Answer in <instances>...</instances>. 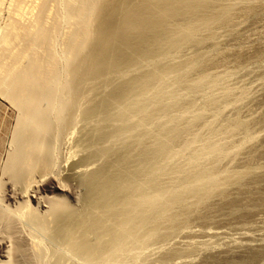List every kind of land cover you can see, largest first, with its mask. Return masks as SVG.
Instances as JSON below:
<instances>
[{"label": "bare ground", "instance_id": "6f19581e", "mask_svg": "<svg viewBox=\"0 0 264 264\" xmlns=\"http://www.w3.org/2000/svg\"><path fill=\"white\" fill-rule=\"evenodd\" d=\"M262 14L264 0H0V95L17 112L0 183V264H126L173 244L201 206L198 219L263 208L264 175L251 165L264 156V141L252 142L264 99L252 116L238 106L247 89L223 84L262 67ZM182 54L177 68L155 65ZM151 63L135 89L109 91L113 77ZM220 85L236 93L222 100ZM78 127L87 132L61 172L56 144ZM233 162L241 175L227 172ZM251 211L236 216L247 223ZM236 244L203 264H264V244ZM182 251L144 261L195 264Z\"/></svg>", "mask_w": 264, "mask_h": 264}, {"label": "rangeland", "instance_id": "374dc122", "mask_svg": "<svg viewBox=\"0 0 264 264\" xmlns=\"http://www.w3.org/2000/svg\"><path fill=\"white\" fill-rule=\"evenodd\" d=\"M121 1H124V0H121ZM257 6H258V4H257ZM262 16L264 17V14H262ZM254 18H251V17H249V18H243L240 22H239V25H237L238 26V28L236 29V32H238L239 31V29L241 30L242 28H247V27H249L250 26V24H251V22H253L254 20H253ZM263 30H264V28H263ZM262 31V30H261ZM240 32V31H239ZM238 32V33H239ZM264 32V31H263ZM262 32V33H263ZM221 35L223 34V32L222 33H220ZM224 34H227V35H225V39L227 40L228 39V35H229V37H230V34H228V33H224ZM256 42V41H255ZM252 45V44H251ZM256 45V46H255ZM254 47L256 48L257 47V44L255 43L254 44ZM193 50V51H192ZM192 51V52H191ZM191 51H190V53H188L189 55H191V53L192 54H194L195 53V51H194V49H191ZM185 57H187V55L186 54H182V55H180V59H177L176 57L175 58H167V59H170L169 61L168 60H165V61H163L161 64L159 63L158 65H157V63H155V65L156 66H158V68L160 69V70H164V69H169L170 68V66H171V68H177L179 65H181L182 64V62L184 63V61H181V59L182 58H185ZM181 62V63H180ZM154 66V64H150V66L148 67V68H146V69H148V70H146V69H144V70H142L141 71V73L140 72H138L139 70H137V72H131V73H129L130 75L126 78V79H124V80H117L118 78L117 77H113L114 79V81L112 82V85L110 86V90L109 91H111V89L114 91V92H116L115 91V89L117 88V90L120 92V90H121V92H123V91H125V90H127V87L128 88H131V87H133L134 89L137 87L136 86V84L134 83L135 81L134 80H136V77L137 78H139L141 75H145V74H143V73H148L149 72V69L150 68H152V67ZM255 66V65H254ZM253 66V70H249V69H252V66H251V68L249 67V69H247L246 71L244 70H242L239 74H240V76H238V75H236V76H238L237 77V79H241L242 77H244V80L242 81H238L236 78H232V80L230 81H225L223 84H225V83H227V84H230L231 86H232V84H235V86H236V88H238V90H236V92L237 91H239L241 88H246L247 89V95L245 96V100H244V98H243V103L241 102V103H239L240 105H238L239 106V108H241V107H244V106H246L247 105V103H248V105L247 106H251L252 107V112H251V115L252 116H258V115H260V113H261V106L259 105V104H257L256 102L258 101V103L262 100V99H264V87L262 88L261 86H260V84H262V82H264V81H254V83L255 84H257V86L255 85V84H253V85H255V86H253L252 85V82L253 81H249V80H251V79H253V77H259V76H261V75H259L260 73L262 74V73H264V70L262 71V69H264L263 67H264V63L262 64V67L260 68L258 65H256L257 66V69H256V66L254 67ZM259 67V68H258ZM153 69V68H152ZM256 70V71H255ZM148 71V72H147ZM248 71V72H247ZM259 71V72H258ZM260 71H262V72H260ZM246 72L248 73L247 75H246ZM250 72V73H249ZM251 72H253V73H251ZM254 72H256V73H254ZM137 73V74H136ZM140 76H139V75ZM245 74V75H244ZM254 74V75H253ZM251 75H253V76H251ZM259 75V76H258ZM130 76H131V78H130ZM249 76V77H248ZM241 77V78H240ZM248 79H247V78ZM245 78H246V80H248V81H246L245 80ZM251 78V79H250ZM134 79V80H133ZM243 79V78H242ZM259 79V78H258ZM127 82H126V81ZM237 80V81H236ZM260 80V79H259ZM117 82H121V84L119 85V84H117ZM171 81H168V80H166V81H164L163 83H162V85H164V84H168V83H170ZM249 82V83H248ZM259 82V83H258ZM115 83H116V85H117V87L116 88H113V87H115L116 85H115ZM124 83H126V84H124ZM159 85V87H160V84H158ZM246 85H247V87H246ZM127 86V87H126ZM223 86V85H222ZM227 86V85H226ZM118 87H120V88H118ZM124 87V88H123ZM221 87V85L218 87V89ZM233 87V86H232ZM260 87V88H259ZM125 89V90H124ZM263 89V90H262ZM260 90H262V91H260ZM134 90H130L129 89V91L127 92V94H129V95H131L132 94V92H133ZM234 91V92H233ZM233 91H232V89L231 88H229L228 86L227 87H224L223 89H219V90H216V93L218 94V93H220V95L222 96V100H226V96L227 95H229V94H231V93H236L235 92V90L233 89ZM108 93V92H107ZM113 93V92H112ZM103 95H105V93H103ZM193 96H195V94H193ZM102 97V95H100V97L99 98H101ZM188 97V96H187ZM250 97H251V99H250ZM189 98V97H188ZM249 99H250V101H249ZM100 100V99H99ZM256 100V101H255ZM242 101V100H241ZM247 101V102H246ZM253 102V103H252ZM245 104V105H244ZM250 104V105H249ZM259 105V106H258ZM85 107V106H84ZM245 108V107H244ZM235 109V107L232 105V106H227L226 107V109H222V112H223V114H227L228 112H230L231 110L233 111ZM243 117V116H242ZM17 112H16V110L15 109H13V107H12V105L4 98V97H2L1 95H0V183H1V179H2V170L4 169V167H5V165H6V162L8 161V154L10 153V151H11V148H12V146H13V136H14V130H15V126H16V122H17ZM81 127V126H80ZM80 127H78L76 130H78V131H75L73 134H70L71 135V138H70V136L69 135H67V137L66 136H64V141L62 140V139H59L60 140V142L58 141L57 142V144H56V147H55V150H54V152H55V155H57V154H59V155H57L56 156V158L57 157H59V158H57L56 159V161H57V163H56V168H57V166H58V169L57 170H62L61 172H64V169H65V167H66V169L67 168H69V166L70 165H72V163H73V160L72 159H69V152L71 151H69V149L70 148H72V145L74 146V144L78 141V139H79V136L80 137H82V136H84V134L87 132V129L85 130L84 128H82V129H84L85 131H83ZM83 127V126H82ZM80 129L84 132V133H82V131H80ZM80 131V132H79ZM78 135H77V134ZM69 136V137H68ZM74 136V137H73ZM73 137V138H72ZM76 137H78V138H76ZM70 138V139H69ZM263 138H264V130L263 131H260L259 130V132H257V134H254V136H253V140H252V142L254 141V143L256 142V145H260V143L262 144V141H264L263 140ZM68 139V140H67ZM76 141H75V140ZM262 139V140H261ZM63 142H62V141ZM12 141V142H11ZM68 142V143H67ZM69 142L71 143V144H69ZM74 142V143H73ZM65 143V144H64ZM253 143V144H254ZM259 143V144H258ZM243 144H245L244 142H243ZM70 148H69V147ZM69 148V149H68ZM66 152H68L67 154H66ZM68 155V156H67ZM62 157V158H61ZM63 157H64V159L65 160H63L64 161V163H63V161L62 160H60V159H63ZM7 159V160H6ZM67 159V160H66ZM72 160V161H71ZM238 160V159H237ZM236 160V161H237ZM62 161V162H61ZM65 161H66V163H65ZM70 161V162H69ZM68 162V163H67ZM237 163H235V162H233L232 164H230V165H228L227 167H226V169H227V172H231V173H235V174H237L238 175V173H239V175H241L242 174V170L240 169L239 170V168H237L236 165ZM67 165V166H66ZM69 165V166H68ZM233 165H236V166H234V168L236 167V169H234L232 166ZM254 169V171H252L251 173H253L254 172V174L253 175H257L258 176V174L259 175H264V156L262 157V159L260 160H257V162H255L254 164H253V166L251 165V169ZM65 169V170H66ZM252 169V170H253ZM240 171H241V173H240ZM238 175V176H239ZM238 176H236V177H238ZM247 181V180H246ZM244 183H245V181H244ZM252 185V184H251ZM255 186V185H254ZM253 186V187H254ZM261 188V187H260ZM218 201H219V199H217V200H215V199H213V201L212 202H216V203H218ZM250 206H252V207H250ZM249 207H247V209L245 210H242L243 208H241L240 210H238V211H235V213L234 212H232V213H230V212H228V211H225V212H221L220 214L218 213V215H221V216H219V217H217L216 218V215L215 216H212L211 218H207V217H205V218H203V219H205L204 221H205V223H204V221H203V219H201V218H197V216H196V214H199V210H202L201 208H203L202 206L200 207V209L198 210V213L196 212V213H192V215L190 214V217L191 218H187V226L189 225V223H191V225H189V226H191L190 228H188V229H183L182 231H181V233H180V235H179V237L177 238V240L173 243V244H171V245H167V247H165V248H162V249H159L158 250V253L156 254V253H154V255L153 256H149V254H147V253H143L142 255H140V257H136V258H134L133 260H131V261H129L128 263H126V264H142V263H148V260H146V261H144L148 256H149V258H151V261H157L160 257H161V255H166V254H170V250L172 249V252H171V254H170V256H179V255H181V254H179L181 251H182V249L184 248H186L188 245H186V246H184L185 244H186V242L187 241H189V240H192V238H190V237H193V239H194V241L192 242L193 244L192 245H194V247L196 248H198V250L196 251V253L195 252H193V250L192 249H188V248H190V247H193V246H189V247H187V249L189 250H183L182 251V253H183V255H189V256H191L192 254V259H193V261H194V263L195 264H203L205 261V259L207 260L208 258H210V257H213L214 255H215V253L217 252V250H219L220 249V251L221 250H224L225 248L227 249L228 248V246H231L232 244L234 245V244H236V243H239V245L240 244H245V243H247L248 245H250V246H253L252 244H254L255 246H257L258 244L259 245H263L264 244V207L263 208H261L260 206L258 207H256V206H254V205H250ZM204 207H207V208H203V210L201 211L202 213H207V211H208V204H207V206L205 205ZM254 208V209H253ZM262 210H261V209ZM205 209V210H204ZM252 210L251 212H249L251 215V217L252 218H254V220H250V219H252L250 216L247 218V223H248V225H247V223H246V219L244 220V219H241L243 216L241 215V214H243L244 213V211L247 213L249 210ZM256 209H258V210H256ZM254 210V211H253ZM204 211V212H203ZM241 212V213H240ZM202 213H200V214H202ZM230 213V214H229ZM261 213V214H260ZM199 214V215H200ZM234 214H235V216H234ZM241 215V218H240V216L237 218V216L238 215ZM256 215V214H260V219H255V217H254V215ZM194 215V216H193ZM237 215V216H236ZM225 216H227V217H225ZM229 216V217H228ZM233 216V217H232ZM194 217H195V219H197V220H195L194 219ZM214 217V218H213ZM228 218V219H227ZM194 219V220H193ZM202 220V221H201ZM229 220V221H228ZM240 220H241V222H240ZM257 220V221H256ZM197 221H199L198 223H197ZM201 221V222H200ZM242 221H244V222H242ZM250 221V222H249ZM251 221H253V222H251ZM228 222V223H227ZM239 223V224H238ZM241 223H245V224H241ZM250 223V224H249ZM204 224H206L205 226H204ZM208 224V225H207ZM246 225V226H245ZM222 226H224V227H222ZM176 228V227H175ZM169 232H171L172 233V231H169ZM209 233V235L210 236H213L212 238H210V237H208L209 239H210V241H211V243L212 244H210V242H209V240H208V238H206V239H204L203 240V238L204 237H201L203 234H208ZM173 234V233H172ZM216 235V236H215ZM196 236V237H195ZM199 236V237H198ZM202 239H201V238ZM214 239V240H213ZM200 241V243H198ZM203 243H202V242ZM204 241H205V243H207L206 245H204ZM207 241V242H206ZM213 241V242H212ZM214 242H215V246H214ZM217 242V243H216ZM242 242V243H241ZM197 243H198V245H197ZM202 243V244H201ZM208 243L210 244V245H208ZM196 244V245H195ZM199 244H201V245H204V246H206V248H204L203 249V247L204 246H201V245H199ZM219 246H218V245ZM257 244V245H256ZM237 245V244H236ZM223 246H225V247H223ZM194 247H193V249H194ZM200 247V248H199ZM210 247H213V249L212 248H210ZM215 247V248H214ZM175 248H177V249H175ZM196 248V249H197ZM202 248V249H201ZM211 250H210V249ZM218 248V249H217ZM181 251H180V250ZM195 249V250H196ZM199 249H201L202 251H200ZM179 251L178 253L177 252H175V251ZM194 250V251H195ZM207 250H209V251H207ZM214 250H216V251H214ZM188 251V252H187ZM211 251V252H210ZM157 252V251H156ZM185 252H187V253H185ZM190 252H192V254L190 253ZM190 253V254H189ZM145 254V255H144ZM155 254H156V256H155ZM198 254V255H197ZM147 255V256H146ZM203 257H202V256ZM207 255V256H206ZM146 257V258H145ZM190 257V258H191ZM149 258H147V259H149ZM154 258V259H153ZM153 259V260H152ZM186 261H188V260H184V261H176V262H178V264H182L183 262H186ZM134 262H136V263H134ZM149 262H150V260H149ZM200 262V263H199ZM151 263V262H150ZM261 263V262H260ZM123 264V263H122ZM243 264H245V263H243ZM263 264V263H262Z\"/></svg>", "mask_w": 264, "mask_h": 264}]
</instances>
